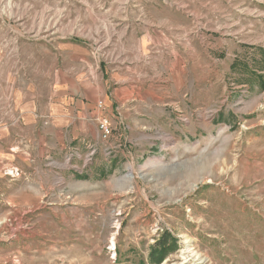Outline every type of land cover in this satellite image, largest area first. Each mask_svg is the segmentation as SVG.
<instances>
[{
    "label": "rangeland",
    "instance_id": "1",
    "mask_svg": "<svg viewBox=\"0 0 264 264\" xmlns=\"http://www.w3.org/2000/svg\"><path fill=\"white\" fill-rule=\"evenodd\" d=\"M121 55L184 97L114 164L28 108ZM164 237L161 264H264V0H0V264H152Z\"/></svg>",
    "mask_w": 264,
    "mask_h": 264
},
{
    "label": "crops",
    "instance_id": "2",
    "mask_svg": "<svg viewBox=\"0 0 264 264\" xmlns=\"http://www.w3.org/2000/svg\"><path fill=\"white\" fill-rule=\"evenodd\" d=\"M77 57L76 60H80L81 57ZM142 59L150 58L144 56ZM151 62L129 55L100 61L99 64L97 61L88 62L72 88L63 83L53 95L41 92L33 97V107L28 109H39L42 112L41 121L49 126L48 114L43 112L49 111L51 104L53 117L58 124L57 135H65L68 139L66 142L73 145L76 152H90V155L96 151L107 152L105 155L111 154L114 157L112 162L119 164L121 158L117 154L122 152L131 155L133 147L146 137L145 129L150 127V121L155 122L156 127H153L160 130L157 112L170 106L177 107L178 103H168L165 98L184 97L182 89L167 93L166 84H169V80L162 78L160 63ZM149 70H152V76L148 75ZM146 94L150 98L142 100ZM100 102L104 104L105 111L98 108ZM101 116L109 117L114 129L107 141L102 140L98 129L97 119ZM46 135H49L48 131ZM153 138L156 139L155 136Z\"/></svg>",
    "mask_w": 264,
    "mask_h": 264
},
{
    "label": "trees",
    "instance_id": "3",
    "mask_svg": "<svg viewBox=\"0 0 264 264\" xmlns=\"http://www.w3.org/2000/svg\"><path fill=\"white\" fill-rule=\"evenodd\" d=\"M174 242H168L167 237H164L161 241V243L158 244L159 250H154L151 254V263L152 264H161L162 261L169 255H171L174 252ZM155 255L158 256V258L155 259ZM154 260V261H153ZM157 260V261H156Z\"/></svg>",
    "mask_w": 264,
    "mask_h": 264
},
{
    "label": "built area",
    "instance_id": "4",
    "mask_svg": "<svg viewBox=\"0 0 264 264\" xmlns=\"http://www.w3.org/2000/svg\"><path fill=\"white\" fill-rule=\"evenodd\" d=\"M98 108L101 111H105V106L102 102L98 104ZM98 129L102 140L107 141L113 135V125L109 117L101 116L97 119Z\"/></svg>",
    "mask_w": 264,
    "mask_h": 264
},
{
    "label": "bare ground",
    "instance_id": "5",
    "mask_svg": "<svg viewBox=\"0 0 264 264\" xmlns=\"http://www.w3.org/2000/svg\"><path fill=\"white\" fill-rule=\"evenodd\" d=\"M157 174H158V173H157ZM149 178H150V177H149ZM193 179H194V181H196V182L198 181V180H197L198 178H197L196 176L193 177Z\"/></svg>",
    "mask_w": 264,
    "mask_h": 264
},
{
    "label": "water",
    "instance_id": "6",
    "mask_svg": "<svg viewBox=\"0 0 264 264\" xmlns=\"http://www.w3.org/2000/svg\"><path fill=\"white\" fill-rule=\"evenodd\" d=\"M151 177V176H150Z\"/></svg>",
    "mask_w": 264,
    "mask_h": 264
}]
</instances>
